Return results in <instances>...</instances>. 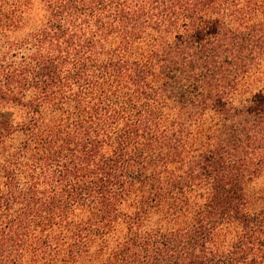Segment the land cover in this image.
<instances>
[{
	"label": "trees",
	"instance_id": "16d2710c",
	"mask_svg": "<svg viewBox=\"0 0 264 264\" xmlns=\"http://www.w3.org/2000/svg\"><path fill=\"white\" fill-rule=\"evenodd\" d=\"M0 264H264V0H0Z\"/></svg>",
	"mask_w": 264,
	"mask_h": 264
}]
</instances>
